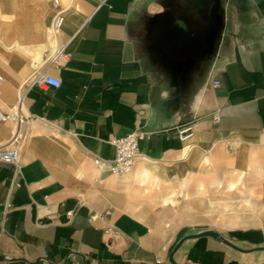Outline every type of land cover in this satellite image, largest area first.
<instances>
[{
	"label": "crops",
	"instance_id": "0c3cea01",
	"mask_svg": "<svg viewBox=\"0 0 264 264\" xmlns=\"http://www.w3.org/2000/svg\"><path fill=\"white\" fill-rule=\"evenodd\" d=\"M53 1L0 0V145L22 136L21 173L0 163V264H264V0H59L58 68ZM43 71L62 86L25 84ZM137 129L131 172L94 164ZM230 172L262 211L206 234L200 214L233 206L186 194L237 188Z\"/></svg>",
	"mask_w": 264,
	"mask_h": 264
},
{
	"label": "built area",
	"instance_id": "2783aa9c",
	"mask_svg": "<svg viewBox=\"0 0 264 264\" xmlns=\"http://www.w3.org/2000/svg\"><path fill=\"white\" fill-rule=\"evenodd\" d=\"M55 14L49 28V34L55 40V46L52 56L49 58L47 65L56 68L67 65L71 61V54L67 52V46H61L56 42V38L65 23V10L62 8L59 0H54ZM5 78L0 72V85L4 82ZM29 86H38L41 89L54 88L59 89L62 86V80L57 76L41 72L33 80L25 82ZM215 86L219 85V81L214 82ZM221 117L216 114L214 121H220ZM12 120V115L6 113L0 107V122L6 123ZM178 138L182 142H188L194 136V125L191 123L184 124L177 129ZM146 133L137 129L122 138H114L110 141L111 145L115 147L116 155L114 158H102L96 156L94 164L101 170L108 172L112 175H125L131 172L140 158V141L144 139ZM22 136L19 132H15L6 144L0 145V163L11 164L15 168V173L20 174L22 168ZM72 215V212L69 213ZM108 235L118 236L119 233L113 228H109L105 232Z\"/></svg>",
	"mask_w": 264,
	"mask_h": 264
},
{
	"label": "rangeland",
	"instance_id": "374dc122",
	"mask_svg": "<svg viewBox=\"0 0 264 264\" xmlns=\"http://www.w3.org/2000/svg\"><path fill=\"white\" fill-rule=\"evenodd\" d=\"M12 14L10 13H3L2 17H3V21H10L12 16ZM14 16V14H13ZM22 20L21 17L19 19V25H22ZM20 30V28H19ZM27 32L29 30H27L26 28L24 30H20ZM229 177H231L234 180H238V186L237 188H234L232 190L230 189H224L222 191H219L217 189H211L209 190H205V191H199L198 189H196L193 193L189 192L186 195L190 198L193 195L204 198L206 200V198L212 197V198H217L220 197L224 200H226L228 202L229 205L233 206L232 208H224V207H213L212 208H217L215 210L209 211L208 214H202L201 212V216H203L206 220V224L204 227H206V231H204V233H219L218 230L214 229L213 227H215L214 225H218L220 223L224 222V218L227 217L229 218L232 214H236L239 213L241 211H255V212H261L262 210V206L260 204V198L259 196L256 194V190L259 187L260 183L259 182H251V180H249L250 178L247 177V175H244L243 177H241V175L239 173H234V172H230L227 174ZM228 177V178H229ZM229 184V183H228ZM228 186V185H227ZM251 196L252 198H254V201L256 200L257 204H253L251 198L249 197ZM187 197V198H188ZM226 197V198H224ZM238 197H242L241 200H238L237 202H242L241 204H236L237 202L233 199L238 198ZM246 199H250V203L251 204H247L245 203ZM218 208H221V210H219ZM232 212V213H231Z\"/></svg>",
	"mask_w": 264,
	"mask_h": 264
},
{
	"label": "water",
	"instance_id": "95a60500",
	"mask_svg": "<svg viewBox=\"0 0 264 264\" xmlns=\"http://www.w3.org/2000/svg\"><path fill=\"white\" fill-rule=\"evenodd\" d=\"M206 234H209V233H206ZM209 235L220 237L219 233H212V234H209ZM2 259H4L3 256H0V260H2Z\"/></svg>",
	"mask_w": 264,
	"mask_h": 264
},
{
	"label": "bare ground",
	"instance_id": "6f19581e",
	"mask_svg": "<svg viewBox=\"0 0 264 264\" xmlns=\"http://www.w3.org/2000/svg\"><path fill=\"white\" fill-rule=\"evenodd\" d=\"M55 42L52 43V45H54Z\"/></svg>",
	"mask_w": 264,
	"mask_h": 264
}]
</instances>
